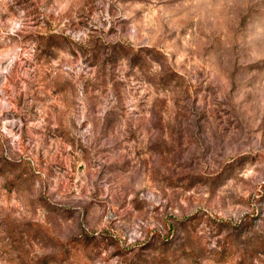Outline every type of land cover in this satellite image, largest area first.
<instances>
[{"label": "rangeland", "instance_id": "374dc122", "mask_svg": "<svg viewBox=\"0 0 264 264\" xmlns=\"http://www.w3.org/2000/svg\"><path fill=\"white\" fill-rule=\"evenodd\" d=\"M194 254L264 264V0H0V264Z\"/></svg>", "mask_w": 264, "mask_h": 264}, {"label": "trees", "instance_id": "16d2710c", "mask_svg": "<svg viewBox=\"0 0 264 264\" xmlns=\"http://www.w3.org/2000/svg\"><path fill=\"white\" fill-rule=\"evenodd\" d=\"M193 257L195 258L196 262H199V264H203L200 260H199V257H198V254H194ZM228 257V255L226 254V249H223V251L220 253H218V260L217 262H221L223 260H225L226 258ZM203 260H210L209 257H203ZM201 262V263H200Z\"/></svg>", "mask_w": 264, "mask_h": 264}]
</instances>
